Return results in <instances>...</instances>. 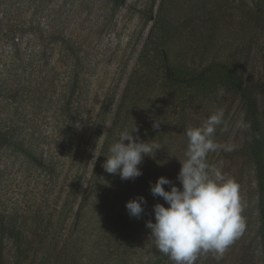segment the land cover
Returning <instances> with one entry per match:
<instances>
[{
  "label": "rangeland",
  "instance_id": "1",
  "mask_svg": "<svg viewBox=\"0 0 264 264\" xmlns=\"http://www.w3.org/2000/svg\"><path fill=\"white\" fill-rule=\"evenodd\" d=\"M214 63L249 88L262 83L264 118V0H0V123L26 141L0 145V212L19 235L0 264H174L146 227L154 204L167 207L150 184L164 176L180 187L185 130L218 109L213 140L233 150L211 151L206 163L239 185L246 227L222 257L202 253L195 264H264L238 97L165 76ZM133 123L134 136L160 149L144 156L142 175L121 180L102 165ZM138 196L146 204L135 218L125 203Z\"/></svg>",
  "mask_w": 264,
  "mask_h": 264
},
{
  "label": "clouds",
  "instance_id": "2",
  "mask_svg": "<svg viewBox=\"0 0 264 264\" xmlns=\"http://www.w3.org/2000/svg\"><path fill=\"white\" fill-rule=\"evenodd\" d=\"M218 94L222 96L224 89H218ZM223 115V110L218 109L205 119L202 126L185 130L188 143L176 177L179 188L164 176L150 184L153 197H161L167 207L154 204V222L147 221L146 227L151 230L156 249L174 264H195L202 253L212 252L217 258L222 257L246 227L241 215L239 185L206 163L211 151L233 150L232 145L218 144L213 140ZM152 126L158 130L160 123L154 120ZM137 131L133 123L130 130L119 133L102 165L107 173L118 174L121 180H134L142 175L139 166L144 156H153L149 154H154L160 146L151 140H140L139 136L133 135ZM165 185L169 190H165ZM144 204L145 198L138 196L126 201L125 207L131 217L139 218Z\"/></svg>",
  "mask_w": 264,
  "mask_h": 264
},
{
  "label": "trees",
  "instance_id": "3",
  "mask_svg": "<svg viewBox=\"0 0 264 264\" xmlns=\"http://www.w3.org/2000/svg\"><path fill=\"white\" fill-rule=\"evenodd\" d=\"M124 1L112 0L115 5H120ZM162 57L166 62L164 53ZM165 76L171 83L184 84L193 92L207 94L218 92V89L223 88L224 92H232L238 97L249 129V141L246 147L253 167L257 193L258 233L264 253V118L258 101L262 83L256 82L252 88L245 86L240 75L223 63H214L198 72L186 73L172 72L167 67ZM2 125L0 123L1 146L13 145L17 149L26 147V141L23 138H17L16 131L5 132ZM15 232L18 234L15 225L9 222L7 215L0 212V259L4 255L5 242L8 239H18L19 235H15Z\"/></svg>",
  "mask_w": 264,
  "mask_h": 264
}]
</instances>
